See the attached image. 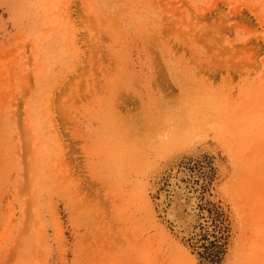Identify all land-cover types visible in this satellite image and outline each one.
Here are the masks:
<instances>
[{
	"label": "rangeland",
	"instance_id": "1",
	"mask_svg": "<svg viewBox=\"0 0 264 264\" xmlns=\"http://www.w3.org/2000/svg\"><path fill=\"white\" fill-rule=\"evenodd\" d=\"M0 264H264V0H0Z\"/></svg>",
	"mask_w": 264,
	"mask_h": 264
},
{
	"label": "bare ground",
	"instance_id": "2",
	"mask_svg": "<svg viewBox=\"0 0 264 264\" xmlns=\"http://www.w3.org/2000/svg\"><path fill=\"white\" fill-rule=\"evenodd\" d=\"M183 211V210H182ZM187 217V216H186Z\"/></svg>",
	"mask_w": 264,
	"mask_h": 264
}]
</instances>
